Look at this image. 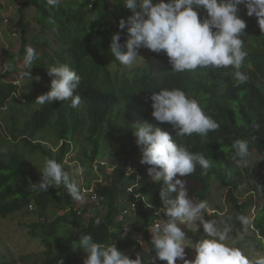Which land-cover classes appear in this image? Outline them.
I'll return each instance as SVG.
<instances>
[{"label":"clouds","instance_id":"obj_1","mask_svg":"<svg viewBox=\"0 0 264 264\" xmlns=\"http://www.w3.org/2000/svg\"><path fill=\"white\" fill-rule=\"evenodd\" d=\"M60 2L63 0H46V4L51 7L58 6ZM20 5L12 0H0V10L4 12H9L12 6L17 7L14 14L17 20L13 22L10 17L5 18L6 15L4 18L0 16V25H6V29H9L10 34L12 33L20 44L17 53H8V67L3 72L0 71V81L14 87L6 100L7 108L12 103L19 106L18 101L25 102L21 93L26 89L29 93L33 91V85L39 84L41 77L39 67L46 64L41 46L37 45V42L48 39V35L44 36L45 28L38 21L33 5L24 7L22 14L19 12ZM240 5L246 8L249 17L257 18L258 26L264 33V0H92L84 8V19L79 25L83 26L85 36L90 42L99 40L105 52L109 49L115 59L107 66L110 70L116 69L118 65L126 71L135 70L136 67L144 65L148 56H154L153 53L156 56L163 51L168 57L172 72L178 74L175 77L181 78V74L185 72L194 73L198 68H231L238 86L246 83L248 79L240 70L248 55L241 39L245 35L246 22L238 15ZM30 8H34V16L26 18L25 11ZM201 9L206 13L203 18L197 11ZM19 20L24 24L18 28L20 33L17 28L11 26V23ZM124 32L127 35L123 37ZM53 35H57L56 29ZM109 36L110 44L107 40ZM58 46L57 39L54 50ZM86 56L83 48L73 56L64 51L56 56L52 55L49 64H46L45 80L39 85L42 90L34 96L37 108L62 101L68 103L71 108L84 109L86 126L83 131L75 132L69 139L59 140L55 139L58 134L51 128L43 131L36 129L33 138L23 135L14 137L12 124L18 116L9 115L7 108L0 110V116H4L0 118V149L4 153L18 150L21 141L27 139L52 154V158L43 162L37 157L32 160V165L37 166L40 177L38 183L31 184L32 190L47 192L50 187L62 185L70 195L73 206L83 204L87 199L89 205L99 206L102 198L95 189L97 184H108L114 171L121 166H126V176H135L137 171L133 164L149 165L148 172L145 173L146 178L149 174L154 182H162L163 185L159 193L163 207L155 209L154 213L158 219L150 228L151 247L146 249L149 252L154 250L153 264H157L154 263L156 259L166 261L167 264H176L177 259L183 264H264V254L249 258L239 247L233 246L239 239L234 240L232 237L233 226L230 223L205 219V214L215 213L213 209L216 208L209 206L205 200L194 201L189 196L185 181L178 178L190 176L197 165L202 169V173L206 174L212 167V162L204 154L190 152L185 145L178 144L167 131L156 124H134L133 135L140 147L141 156L127 155L121 158V161L119 156L113 157L112 161L105 157L95 159L91 169L82 167L78 159L81 142L86 137L97 136L102 129V117L105 113V105L101 100L91 96L86 107L81 92L76 90L81 81L78 72L85 71L83 63ZM143 56L142 64L137 65L138 59ZM18 61H23V64L18 65ZM95 68L99 69V62ZM12 76L14 79L10 80ZM150 100L151 116L156 122L170 124L176 137H190L196 134L206 138L209 132L219 128L218 123L203 112L198 102L189 98L181 89L162 88L158 92L153 91ZM24 121L25 119L20 118L21 125ZM253 128L259 127L254 124ZM249 143L246 139H237L232 143V160L237 165L249 164L251 151H254L250 149ZM63 147L66 151L60 161L56 156ZM256 155L258 156L257 153ZM68 166H74L75 170H70ZM140 179L141 175H138L135 182L138 183ZM258 183L261 187L262 181ZM138 186L133 184L128 190L134 191V187ZM243 192L245 193V190ZM246 194L252 199L248 216L239 215L236 219L240 222V227L247 226L250 219L252 224L249 229L256 234L253 224L264 208L256 204L255 191L248 190ZM135 197L138 198L139 195ZM147 206L152 208L151 205ZM27 209L33 210L32 203ZM23 211L12 212L0 219L20 213L26 214ZM216 214L220 216V209ZM33 219L36 221V218ZM95 223L99 225L100 219L97 218ZM181 225L193 234L202 229L206 237H201L192 245L195 249V257L192 260L185 258V246L189 238ZM143 236L144 234H139L138 245L143 241ZM229 241H232V244H229ZM71 245L73 249L86 253L83 264H144L139 255L131 259L119 250L115 243H98L90 233L82 234L79 240Z\"/></svg>","mask_w":264,"mask_h":264},{"label":"trees","instance_id":"obj_2","mask_svg":"<svg viewBox=\"0 0 264 264\" xmlns=\"http://www.w3.org/2000/svg\"><path fill=\"white\" fill-rule=\"evenodd\" d=\"M12 1L21 4L20 14L26 6L35 7L37 19L45 28L44 36L48 35L47 40L37 42L47 65L51 56H56L61 51L73 56L83 48L87 54L83 63L85 71L78 72L81 81L76 90L81 92L86 107L91 96L101 100L105 105V113L102 117V129L97 136L86 137L81 142L78 159L82 167L91 169L95 159L105 157L112 161L113 157L119 156L121 161L127 155L141 156L140 147L133 135L134 124L154 123L167 131L178 144L185 145L190 152L204 154L212 162V167L206 174L197 165L194 173L180 178L186 182L187 190L195 201L205 200L209 206L212 205L209 199L212 181L227 188L229 200L236 211L232 222L216 214L220 208L213 209L216 211L213 214L206 213L205 219L230 223L234 237L243 234L245 228L243 230L240 227L236 217L248 216L252 199L239 204L240 200L234 192L245 185L244 173L252 172V166L241 169L232 160L231 145L237 139L249 140L250 149L260 156L259 166L264 169V33L258 26L257 18L249 17L246 8L239 6L238 15L246 22L245 35L241 39L248 54L240 70L248 79L246 83L237 86L231 68H198L194 73L185 72L181 74V78L175 77L178 74L172 72L168 57L163 51L156 56L155 53L154 56H148L144 65L135 70L126 71L119 65L110 70L107 66L115 59L109 49L105 52L99 40L90 42L83 26L79 25L84 19V8L92 0H63L56 7L48 6L46 0ZM197 11L201 18L206 15L203 9ZM23 25L21 20L11 23L18 33V28ZM54 29L57 30V35H53ZM126 35V32L122 34L123 37ZM57 39L59 46L54 50ZM107 40L110 44L111 36ZM98 62L99 69L95 68ZM46 64L39 67L41 77L39 84L33 85V91L29 93L26 89L21 93L25 102L18 101L19 106L12 103L7 108L6 100L14 87L0 81V110L7 108L9 115L18 116L12 124L14 137L23 135L33 138L36 129L43 131L51 128L58 134L56 140L69 139L86 126L84 109L71 108L62 101L40 108L35 105L34 96L42 90L39 85L45 80ZM162 88L184 91L189 98L198 102L206 115L218 123L219 128L209 132L206 138L196 134L176 137L170 124L156 122L151 116V93ZM20 118L25 119L22 125ZM254 124L259 128L254 129ZM65 151L66 148L63 147L56 159L61 161ZM34 157L43 162L52 158V154L27 139L21 141L18 150L4 153L0 149V217L5 218L12 212L24 210L29 216L36 218V221H30L23 227L27 229L28 237L42 244L44 250L39 256H31L30 259L0 254V264H83L86 254L81 257L79 252L83 251L73 249L71 244L78 241L82 234L88 233L98 243H115L131 259L139 255L144 264H153L154 250L149 252L146 249L151 247L150 228L158 219L155 209L163 207L159 195L163 185L162 182L151 183L146 178L149 165L133 164L137 171L135 176H126V166L119 167L108 184L95 186L102 198L99 206L90 204L74 209L70 195L62 185L50 187L47 192L32 190L31 184L40 180L37 166L32 165ZM138 175H141V179L137 183L135 180ZM87 183L89 185L88 181ZM133 184L139 186L130 192L128 189ZM246 188L257 194L262 193L258 182L250 183ZM135 195L139 197L136 198ZM30 203L33 205L32 211L27 209ZM97 218L100 219L99 225L95 223ZM253 225L257 231L256 236L263 238L264 242V210L259 213ZM246 229L249 230V227ZM198 233L202 239L206 238L202 229ZM139 234H144V248L141 250L137 248ZM155 262L164 264L158 259Z\"/></svg>","mask_w":264,"mask_h":264},{"label":"rangeland","instance_id":"obj_3","mask_svg":"<svg viewBox=\"0 0 264 264\" xmlns=\"http://www.w3.org/2000/svg\"><path fill=\"white\" fill-rule=\"evenodd\" d=\"M17 7L12 6V9H10L9 12H4L3 10H0V16L2 18L10 17L13 22L17 20V17L14 15ZM25 17L26 18H32L34 16V8H30L25 11ZM6 25H0V71H4L8 67V56L9 52L11 53H17L19 51V40L15 39L12 36V33L10 34L9 29H6ZM3 50V51H2ZM2 51V56H1ZM144 56L142 58L138 59L137 65H141L143 62ZM23 64V61H18V65ZM114 65H112L113 67ZM124 69V68H122ZM34 75V74H33ZM14 77H10V80H13ZM9 80V77L7 78ZM24 85V83H23ZM251 158L248 165H239L241 169H244L247 166H252L250 173H244V182L245 185L240 189L236 190L234 192V195L239 200H242L241 202L246 201L249 199V195L246 194L248 191V188H246L250 183L253 182H261V189L262 193L261 195H258L256 193V204L259 207L264 208V169L259 166L260 158L256 155L254 151H251ZM70 170H75L74 166H68ZM90 173V172H89ZM181 179L180 177H178ZM147 179L149 181H152V178L147 175ZM183 180V179H182ZM186 184V182H185ZM211 193H210V200H211V207L212 208H220V216L226 217L229 219L231 217L230 221L232 222L233 216L236 214V211L234 210V207L229 200L227 188L219 185L215 181H212L211 184ZM245 190V193L243 192ZM244 194H242V193ZM189 196L193 199L192 194L189 192ZM88 200V199H87ZM87 200H84L83 204L75 205V208H80L79 206H85L89 205L87 203ZM194 200V199H193ZM195 201V200H194ZM99 208V207H98ZM102 210V208H100ZM90 210V208H88ZM93 210V209H92ZM211 210V208H209ZM62 214V213H61ZM32 217L28 216V214H18L13 215L7 219H0V254L11 257L14 256L15 258L19 259L20 257H28L30 259L31 256H39L41 252L44 250V247L39 242L34 241L33 239H30L28 237V231L23 227V225L28 224L30 221H34ZM250 223L247 226H242L245 228L243 234H240L238 237H234L232 234V237L234 240L237 238L239 239L238 242L235 241V244L233 246L239 247L243 253L248 256L249 258H254L257 255L264 254V242L262 241L263 238H260L256 236L255 233H251L252 231L249 229H246V227L251 226L252 222L249 219ZM182 230L186 232L188 239L187 245L185 246V253H186V259L192 260L195 257V249L192 248V245L199 239H201V236L199 233L193 234L190 230H187L184 228L183 225L180 226ZM152 234V233H151ZM261 240V242L259 241ZM229 244H232V241L228 242ZM139 250L144 248V242L142 241L140 245H138ZM80 256L83 257L86 253L81 251L79 252ZM29 259H27L29 261ZM32 260V259H31ZM164 264H167L166 261H163ZM176 264H183L182 261L177 259Z\"/></svg>","mask_w":264,"mask_h":264},{"label":"built area","instance_id":"obj_4","mask_svg":"<svg viewBox=\"0 0 264 264\" xmlns=\"http://www.w3.org/2000/svg\"><path fill=\"white\" fill-rule=\"evenodd\" d=\"M92 199H93V197H92Z\"/></svg>","mask_w":264,"mask_h":264}]
</instances>
